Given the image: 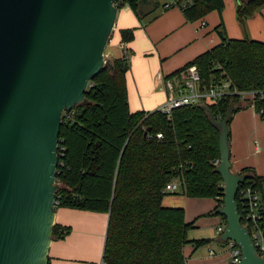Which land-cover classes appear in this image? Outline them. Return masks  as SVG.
Masks as SVG:
<instances>
[{
  "label": "trees",
  "instance_id": "16d2710c",
  "mask_svg": "<svg viewBox=\"0 0 264 264\" xmlns=\"http://www.w3.org/2000/svg\"><path fill=\"white\" fill-rule=\"evenodd\" d=\"M138 1L124 0L116 7L128 5L139 18ZM178 1L186 3L180 9L189 22L224 9L223 0ZM236 4L237 20L243 25L264 6V0H237ZM215 31L220 37L218 45L167 78L195 67L205 83L224 72L238 90L263 89L264 43L229 39L223 24ZM119 36L125 49L134 39V30H119ZM110 63L111 68H103L91 79L86 104L61 114L54 212L64 208L108 215L103 264H186L184 246L199 248L209 241L186 239L193 223L185 222L183 208L162 205L166 195H176L163 190L178 182L181 195L187 198L215 200L214 210L204 216L216 215L224 197L214 164L219 160L220 127L216 123L227 118L229 139L232 115L249 105L236 97H224L211 105L175 109L169 119L159 111L131 112L126 87L129 57ZM157 133L163 134L161 141L156 140ZM240 175L247 178L243 187L262 190L264 178L250 169ZM236 201L244 216L245 204ZM261 224L264 229V204ZM70 233V227L55 223L52 241Z\"/></svg>",
  "mask_w": 264,
  "mask_h": 264
},
{
  "label": "water",
  "instance_id": "95a60500",
  "mask_svg": "<svg viewBox=\"0 0 264 264\" xmlns=\"http://www.w3.org/2000/svg\"><path fill=\"white\" fill-rule=\"evenodd\" d=\"M114 1L0 0V264H49L61 114L86 104L91 79L111 68ZM156 8L139 0L137 14ZM216 124L221 239L240 249L237 264H264L241 224L236 196L247 178L231 172L227 118Z\"/></svg>",
  "mask_w": 264,
  "mask_h": 264
},
{
  "label": "crops",
  "instance_id": "0c3cea01",
  "mask_svg": "<svg viewBox=\"0 0 264 264\" xmlns=\"http://www.w3.org/2000/svg\"><path fill=\"white\" fill-rule=\"evenodd\" d=\"M223 1L224 9L220 13L216 11L218 16L208 13L206 21L204 16L202 19L189 22L182 11L181 13L166 12L162 15L166 23L164 28L154 33L153 30L151 31L152 24L140 28L138 17L129 6L122 8L121 16L117 20L116 34L111 35L107 42L108 48L104 56L109 61L123 58L125 52L120 44L119 30H134L133 41L125 47L131 61L127 73L129 94L131 85L139 93L154 88L157 90L160 79L163 80L197 56L210 50L217 41L212 31L216 34L215 28L220 24H223L226 36L229 38L235 28L232 15L233 3L231 0ZM260 11L264 19V7ZM257 19L260 20L259 17L254 20L249 19L250 28L252 22ZM161 33H173L172 46L165 48L158 43L162 38ZM130 99L129 96V101ZM229 134L231 172L240 174L244 169H250L258 178H264V119L250 108L239 110L232 115ZM261 189L262 204H264V181ZM162 205L184 209L185 222L193 223L192 229L186 233L188 241H209L207 245L199 248H194L190 244L184 246L186 264H230V249L221 239L224 231L222 225L218 223L216 217L204 216L214 210L217 205L215 200L171 196L163 198ZM220 220L225 224L222 217ZM55 223L70 227L71 233L63 240L51 242L48 253L49 264H97L100 258L102 259L108 215L60 208L55 212ZM219 227L222 228L221 232H218Z\"/></svg>",
  "mask_w": 264,
  "mask_h": 264
},
{
  "label": "built area",
  "instance_id": "2783aa9c",
  "mask_svg": "<svg viewBox=\"0 0 264 264\" xmlns=\"http://www.w3.org/2000/svg\"><path fill=\"white\" fill-rule=\"evenodd\" d=\"M123 1L124 0H115L114 5L116 6ZM174 7L185 8L186 3L179 2L178 0H168L163 4V9L165 10ZM124 52V57H126V48ZM162 86L167 97L164 105L157 111L166 116L167 119L170 118L171 112L175 109L201 103L211 105L224 97L238 98L242 104L249 105L250 109L254 110L264 119V106H257L264 103V88L258 90H238L224 72L213 77L208 83H205L201 80L195 67H188L171 77H165L162 80ZM155 138L161 141L163 139V134L157 133ZM218 163L219 160L214 162L215 165H218ZM179 188V184L171 182L165 186L163 192L174 193L178 191ZM261 194L262 190L249 186L243 187L242 184L238 189L236 198L241 200L246 207L244 209V216L239 214L241 217V224L249 233L256 255L260 258H264V229L261 224ZM55 204L56 202L54 201V205ZM221 231L222 228L219 227L218 232ZM226 245L231 253L230 264H237L241 258L240 249L236 247L232 241L226 242ZM100 264H103L102 260Z\"/></svg>",
  "mask_w": 264,
  "mask_h": 264
},
{
  "label": "rangeland",
  "instance_id": "374dc122",
  "mask_svg": "<svg viewBox=\"0 0 264 264\" xmlns=\"http://www.w3.org/2000/svg\"><path fill=\"white\" fill-rule=\"evenodd\" d=\"M156 1H157V8L154 12H152L151 14L147 15L144 18H140V17L137 18L138 22L140 23L139 24L140 28H146V26L152 24L153 26L151 27V31L153 30V33L158 32V30L161 31L164 28L166 24L165 21L162 19V15L164 13L171 12V11H176V12L181 13V9L178 7H174L168 11H164L163 4L167 2L168 0H156ZM231 1L233 3V6H232L233 14L232 15H233V25L235 26V28L233 29L234 32L230 33L231 38L230 37L229 38L234 39V40H243L247 38L249 40H254V41H259V42L264 43V19L262 18L263 14L260 11L264 6L259 8L251 17L247 18L244 21L243 25H241L239 24L237 20V16H236V6H237L236 1L235 0H231ZM125 6H128V5H124L118 10V16L116 17V21H115V24L112 30V36L116 34V28H117V22H118L117 20L119 16H121L122 8H124ZM212 13L218 16V13L216 11L211 12L210 14ZM258 17L260 18V20L257 19L254 22H252V26L250 28L249 19L251 18V20H254L255 18H258ZM206 18H207V15L204 18L205 21H206ZM212 33H213V36L217 39V41L214 43V46H216L220 43V38L217 33L215 34L214 31H212ZM161 35H162V38L158 41V43L161 44V46L165 48L167 46H172V44L174 43L173 33H170V34L161 33ZM107 48L108 46L105 47L104 52L107 50ZM129 63L131 65V61H129ZM126 87H127V94H128V105H129V110L131 112H137V111L154 112V111H157L159 108H161L166 101L167 96L162 86V79H160L159 81L157 90L154 88L152 90L139 93L136 91V89L133 88V85H131V92L129 94V82H128V76H126ZM129 96L131 97L130 101H129ZM175 183L178 184V182H175ZM171 196H183V195H181L180 188H179L178 191H176V195H166L164 198H168ZM211 217H216L218 220V223H220L223 229H225L226 224L221 222L220 217L218 215H211ZM105 231H106V228H105ZM105 231H104V240H105ZM100 262H101V258L97 262V264H100Z\"/></svg>",
  "mask_w": 264,
  "mask_h": 264
}]
</instances>
